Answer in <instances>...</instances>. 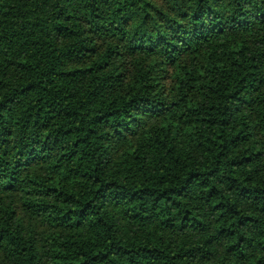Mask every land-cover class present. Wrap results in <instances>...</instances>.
Wrapping results in <instances>:
<instances>
[{
	"label": "trees",
	"instance_id": "obj_1",
	"mask_svg": "<svg viewBox=\"0 0 264 264\" xmlns=\"http://www.w3.org/2000/svg\"><path fill=\"white\" fill-rule=\"evenodd\" d=\"M0 264H264V0H0Z\"/></svg>",
	"mask_w": 264,
	"mask_h": 264
}]
</instances>
